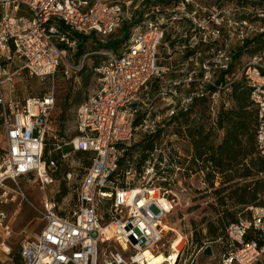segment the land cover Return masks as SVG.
<instances>
[{
    "label": "built area",
    "instance_id": "2783aa9c",
    "mask_svg": "<svg viewBox=\"0 0 264 264\" xmlns=\"http://www.w3.org/2000/svg\"><path fill=\"white\" fill-rule=\"evenodd\" d=\"M22 1L32 16L9 12L11 2L17 9ZM253 1L0 0L5 4L0 18V126L6 140L0 229L6 237L13 231L5 205L15 200L7 182L35 175L44 189L54 182L52 171L57 168L54 158L45 157L49 135L56 138V93L13 100L14 77L23 69L43 79H55L59 71L70 77L84 68L88 56L75 57L77 34L103 41L123 24L131 29L120 51H110L97 68L101 84L78 106L75 134L55 143L63 158L70 151L89 153L90 164L78 188L79 205L64 215L51 199L36 208L45 224L38 236L21 242L23 264H141L143 251L157 253L171 212L158 197L169 199L168 191L149 183L134 187L119 182L124 150L139 130L146 138L167 131L183 113L195 116L200 100L216 124L220 112L234 105L237 81L252 88L259 116L257 144L264 154V48L237 55L264 35V0ZM15 60L22 66L12 70ZM178 136L172 132L168 142ZM68 145L71 150L64 152ZM159 150L158 145L146 160V173L155 168ZM101 205L108 207L107 214ZM253 210L251 217L227 228L232 248L223 252L224 264H264V206ZM248 234L257 239L248 241Z\"/></svg>",
    "mask_w": 264,
    "mask_h": 264
},
{
    "label": "rangeland",
    "instance_id": "374dc122",
    "mask_svg": "<svg viewBox=\"0 0 264 264\" xmlns=\"http://www.w3.org/2000/svg\"><path fill=\"white\" fill-rule=\"evenodd\" d=\"M215 0H203L204 3L210 4ZM263 2L256 0L255 3ZM127 27V26H126ZM125 26L120 27L119 31L113 35L106 36L101 39L93 38L90 40L78 41V47L75 57L79 58L88 54L84 68L71 75L65 77L61 71L56 75L55 79L41 78L32 76L27 70H21L20 74H16L14 87L12 90L13 100L22 101L31 95H44L46 92L53 90L56 93V109L53 115L54 130L52 133L56 136L49 135L50 143L46 147V156L54 158L57 161V168L52 171L54 182L46 188H42L38 183L37 176H25L17 178V181H8L7 185L11 191V195H15L14 202L7 207L10 215L15 216L13 224V235L6 238L0 234V264H16V259H20L21 250L20 241L15 239L21 227V217L17 210L20 208V202H25L24 213L33 217L31 228L41 227L43 225V217L37 211L32 209L29 201L36 208H42L45 199H51L57 202V210L60 214L73 213L79 205L78 188L80 181L86 172L85 164L89 161L88 155H81L79 151L71 152L68 158H63L60 151L54 150L55 143L59 140L69 141L76 131V112L78 106L84 102L91 94L95 93L101 84V75L97 68L100 67L109 57V52H119L121 45L115 46V49L110 45L111 41H120L127 30ZM121 35V38H119ZM75 37H78L77 35ZM79 38V37H78ZM102 43V44H99ZM106 45V46H105ZM247 57H244V62ZM176 66V63L174 62ZM22 66V63L15 60L11 65V69H17ZM9 85L5 88L8 89ZM155 84L153 85V87ZM8 91H6L7 94ZM70 97V109L67 112L65 120L60 121L62 111L61 104L67 95ZM9 95V94H8ZM79 98V102L76 101ZM176 124L171 126L162 133L158 145L161 148L154 159V169L150 173H146L147 166L144 164L142 169H137L135 162L139 159V152L134 153V162H131L126 155L128 148L137 145L144 139L142 131H138L132 145L128 146L124 151L123 165H130L129 168H121L117 178L119 182H128L134 187H139L144 183L153 184L154 186H162L168 191V202L171 212L167 215L165 222L167 223L168 232L165 235L157 252L164 255L175 252L178 261L175 264H224L223 252L232 248L231 241L226 238L218 239V241L210 240L207 237L209 221H216L217 217L222 215L220 206H212L216 202V196L213 190L209 187L207 179H205L206 169L199 167L198 172L189 171L191 163L188 161L189 153L193 150L192 144L187 135L183 138L178 136L173 142H168L171 138V133L174 132ZM182 133L184 130L182 129ZM6 140L3 130L0 126V173L5 158ZM137 149V148H136ZM70 146H64V152L69 151ZM171 157V159H170ZM167 158V162L160 164V161ZM194 167V166H193ZM203 169V170H202ZM71 172L72 176L68 177ZM216 185H219L217 182ZM158 196V195H157ZM264 202V195L261 197ZM165 203L164 199H161ZM264 206V204H263ZM249 205L244 207L245 215L240 217L248 218L252 216L255 207ZM31 208V209H30ZM108 207L100 206V211L107 214ZM156 206L153 211H157ZM40 224V225H39ZM202 237L203 244L200 247L197 238ZM211 246L212 253L205 252L206 246ZM154 253V252H153ZM21 255V254H20Z\"/></svg>",
    "mask_w": 264,
    "mask_h": 264
},
{
    "label": "trees",
    "instance_id": "16d2710c",
    "mask_svg": "<svg viewBox=\"0 0 264 264\" xmlns=\"http://www.w3.org/2000/svg\"><path fill=\"white\" fill-rule=\"evenodd\" d=\"M130 32L131 29L125 32L120 41H111L110 45L113 48L119 47L129 38ZM77 36L80 41L81 38L89 40L88 37L79 34ZM262 48H264V35H258L245 44L237 55H243L245 52L255 54ZM234 86L232 96L234 105L220 112L216 124L212 123L207 112V103L202 100L198 101L194 108L195 116L192 113H183L175 118L174 132L180 136L187 135L192 144L193 150L187 158L191 163L189 171L198 172L199 167L206 169L205 179L217 197L212 206L215 207L218 204L223 209L222 215L217 217L216 221L207 223V237L214 241L226 237L228 239L227 228L233 222L238 221L240 216L245 215L244 207L263 206L264 204L261 199L264 195V154L260 153L257 144L258 109L251 100V86L244 80L237 81ZM70 97V94L67 95L61 104L60 121L67 117ZM78 100L79 98H76V101ZM161 134V131L153 133L126 150V155L131 162H134V153L139 152V159L135 162L137 169H142L146 160L154 152ZM79 153L86 156L89 154ZM126 155L120 162V170L130 167L127 163L123 165ZM45 157L48 158L46 154ZM89 164L90 161H87L85 167ZM217 182L219 185H216ZM246 239L253 241L257 239V236L248 234ZM196 241L201 247L202 237L197 238ZM19 257L20 259L15 261L16 264H23L20 254Z\"/></svg>",
    "mask_w": 264,
    "mask_h": 264
},
{
    "label": "crops",
    "instance_id": "0c3cea01",
    "mask_svg": "<svg viewBox=\"0 0 264 264\" xmlns=\"http://www.w3.org/2000/svg\"><path fill=\"white\" fill-rule=\"evenodd\" d=\"M10 2L12 1V0H9ZM16 5V3L15 2H11V6H10V10H9V12L11 13V14H18V15H24V16H32L33 15V12H32V10H31V8L29 7V5L28 4H26L24 1H22V2H20L19 3V5H18V8L17 9H15L14 8V6ZM4 12H5V4L3 3V2H0V18H1V16L4 14ZM128 27V24H123L122 26H121V28H123V27ZM126 27V28H127ZM129 28V27H128ZM127 28V30H126V32L128 31V30H130V29H128ZM119 29H120V27H119ZM119 31V30H118ZM117 31V32H118ZM115 34V33H114ZM119 38H121V35H120V37ZM80 39V38H79ZM78 39V40H79ZM89 40H90V38H89ZM79 42H80V40H79ZM123 45V43L121 44V46ZM119 48V47H118ZM113 49H115V48H113ZM70 150H71V147H70ZM69 150V151H70ZM16 198V197H15ZM49 199V198H48ZM13 202H14V200H13ZM13 202H11L10 204H7V205H5V209H6V211H7V213H8V216H9V222H10V224H11V228H12V231H13V224H14V220H15V216H12V215H10L9 214V212H8V209H7V207L9 206V205H11ZM25 205H26V203L25 202H20V208L17 210V213L19 212V216L21 217V227H20V230H17L18 231V233L16 234V238L15 239H17V240H19V238L20 239H22V237H25L24 239H22L21 241H20V245H21V242L23 241V240H25V239H33L34 237H36V236H38L39 234H40V232L42 231V228H43V226H44V224H45V221H44V219H42L43 220V225L41 226V227H37V228H31L30 227V225H31V223L33 222L32 220H33V217L30 215H27V214H25L23 211H24V207H25ZM29 205H30V207H32V209L34 208V209H36V207L34 206V205H32L31 203H30V201H29ZM31 209V208H30ZM40 225V224H39ZM2 233V235H4V233H3V231H1V229H0V234ZM13 233H14V231H13ZM13 235V234H12ZM5 236V235H4ZM6 237V236H5ZM6 238H9V237H6ZM20 254H21V252H20ZM22 257V256H21Z\"/></svg>",
    "mask_w": 264,
    "mask_h": 264
},
{
    "label": "bare ground",
    "instance_id": "6f19581e",
    "mask_svg": "<svg viewBox=\"0 0 264 264\" xmlns=\"http://www.w3.org/2000/svg\"><path fill=\"white\" fill-rule=\"evenodd\" d=\"M159 203L165 208L170 210L168 199L163 196L158 197ZM161 199L165 200V203ZM143 257L141 264H175L178 261V257L175 252H170L168 255H164L161 252L153 253L150 250H145L140 254Z\"/></svg>",
    "mask_w": 264,
    "mask_h": 264
},
{
    "label": "water",
    "instance_id": "95a60500",
    "mask_svg": "<svg viewBox=\"0 0 264 264\" xmlns=\"http://www.w3.org/2000/svg\"><path fill=\"white\" fill-rule=\"evenodd\" d=\"M205 252L208 253V254H211L212 253V248H211L210 245L209 246H206Z\"/></svg>",
    "mask_w": 264,
    "mask_h": 264
}]
</instances>
